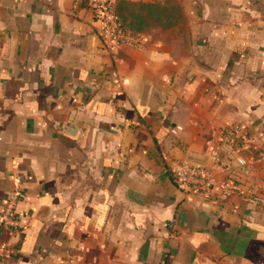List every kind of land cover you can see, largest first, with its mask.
Returning <instances> with one entry per match:
<instances>
[{
	"label": "crops",
	"instance_id": "obj_1",
	"mask_svg": "<svg viewBox=\"0 0 264 264\" xmlns=\"http://www.w3.org/2000/svg\"><path fill=\"white\" fill-rule=\"evenodd\" d=\"M74 1L0 0V211L18 186L24 220L0 264H264V202L172 174L264 198V0H118L143 36L119 48Z\"/></svg>",
	"mask_w": 264,
	"mask_h": 264
},
{
	"label": "built area",
	"instance_id": "obj_2",
	"mask_svg": "<svg viewBox=\"0 0 264 264\" xmlns=\"http://www.w3.org/2000/svg\"><path fill=\"white\" fill-rule=\"evenodd\" d=\"M118 0H75V5L83 3L93 11L98 23L97 34L107 47L119 48L121 46L140 47L143 36L140 33H131L123 29L117 19L116 5ZM114 81L118 82V75L114 71L112 74ZM125 84V80L119 81ZM236 138V142L230 143L239 150L241 146L249 140L247 132L236 128L231 133ZM226 137V136H225ZM260 157L264 159V150L260 152ZM239 166H246L247 161L238 159ZM173 180L177 188H181L187 193L206 196L213 190H217L222 196L236 195L242 200L255 204L263 203L264 198L254 196L249 187L242 186L235 179L227 177L219 182H215L212 176V169L203 165L191 163H181L172 168ZM20 195L18 186H14L11 195L0 211V232L2 230L15 231L24 227V220L15 211V205ZM221 264V263H216Z\"/></svg>",
	"mask_w": 264,
	"mask_h": 264
},
{
	"label": "trees",
	"instance_id": "obj_3",
	"mask_svg": "<svg viewBox=\"0 0 264 264\" xmlns=\"http://www.w3.org/2000/svg\"><path fill=\"white\" fill-rule=\"evenodd\" d=\"M118 4H119V1H117V5H116V15H117V19L119 20V23L121 25V27L131 33H138V31H136L135 29H133V27H130V25L126 24L125 21L123 20V18L120 16L119 12H118ZM233 129L229 130L228 132L224 133V135L226 136L227 135V138H228V141L230 143H233V142H236V138L231 135H230V132H232ZM230 137V138H229Z\"/></svg>",
	"mask_w": 264,
	"mask_h": 264
}]
</instances>
